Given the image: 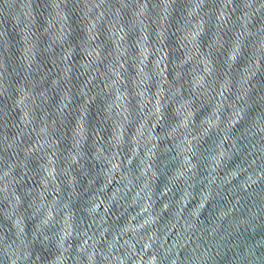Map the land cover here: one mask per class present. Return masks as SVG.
I'll use <instances>...</instances> for the list:
<instances>
[{
  "label": "clouds",
  "instance_id": "9594fccd",
  "mask_svg": "<svg viewBox=\"0 0 264 264\" xmlns=\"http://www.w3.org/2000/svg\"><path fill=\"white\" fill-rule=\"evenodd\" d=\"M0 264H264V0H0Z\"/></svg>",
  "mask_w": 264,
  "mask_h": 264
}]
</instances>
